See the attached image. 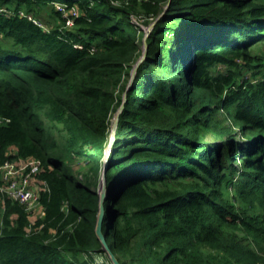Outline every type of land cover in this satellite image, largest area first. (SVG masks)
<instances>
[{"label":"trees","instance_id":"16d2710c","mask_svg":"<svg viewBox=\"0 0 264 264\" xmlns=\"http://www.w3.org/2000/svg\"><path fill=\"white\" fill-rule=\"evenodd\" d=\"M54 2L73 26L41 19ZM168 3L0 0V161L38 159L46 183L35 223L6 201L0 264H112L95 233L111 126ZM147 41L106 174L108 245L121 264H264V0H172Z\"/></svg>","mask_w":264,"mask_h":264},{"label":"built area","instance_id":"2783aa9c","mask_svg":"<svg viewBox=\"0 0 264 264\" xmlns=\"http://www.w3.org/2000/svg\"><path fill=\"white\" fill-rule=\"evenodd\" d=\"M52 4L55 10L63 15L67 25L70 27L73 26L74 19L79 16L78 9L75 6L68 8L62 2H54ZM12 13L6 8L0 7V14L6 15ZM20 15L26 16L24 12H21ZM26 17L41 26L39 20H36L32 16ZM132 19L137 24L141 23L139 18L133 17ZM6 123L7 120L0 117V126ZM12 154L16 157L17 152ZM41 170L42 162L35 158L23 159L16 157L3 162L0 161V235L3 229L4 206L7 200L23 206L29 214H33L40 209L45 217V209L42 206L41 195L43 190H46V183L38 179Z\"/></svg>","mask_w":264,"mask_h":264},{"label":"water","instance_id":"95a60500","mask_svg":"<svg viewBox=\"0 0 264 264\" xmlns=\"http://www.w3.org/2000/svg\"><path fill=\"white\" fill-rule=\"evenodd\" d=\"M171 1L172 0H169V3L167 4V6L164 9V12L157 18L156 21H154L148 27V29H147L148 31L146 30V34H145L144 40H143L142 55L139 58V60L137 61V63L135 64V66L131 72L130 82L128 84L126 92L124 93L123 102H122L120 108L118 109V111L116 113V116H115L116 120H115L114 126L113 125L111 126L110 141H109V145L107 147L106 157H105L104 165H103L104 168H103L102 178H101L100 185H99L100 186V190H99L100 212L98 215V221H97V225L95 228V233H96L97 238L99 239V241L102 244V249L109 256L112 264H121V263L118 260V258L116 257V255L113 253V251L111 250L110 246L108 245L106 236L103 233V221H104V217H105L104 202H105L106 198L108 197L107 179H106V174L108 171V164H109L110 156L112 154V149L116 143V131L118 128L120 115L122 114V112L124 111L125 106H126L128 91L133 86L134 80H135L137 72H138V68L143 63V61L146 59V56L148 53V41H147L148 37H149L150 33L152 32L153 28L155 27L156 23L158 21H160V19L164 16L165 12L167 11V9L169 8V6L171 4Z\"/></svg>","mask_w":264,"mask_h":264},{"label":"rangeland","instance_id":"374dc122","mask_svg":"<svg viewBox=\"0 0 264 264\" xmlns=\"http://www.w3.org/2000/svg\"><path fill=\"white\" fill-rule=\"evenodd\" d=\"M55 7L53 4H51L50 6L48 7H43L42 10L43 11H40V15L43 14V18L41 17L42 20L44 19H51L55 24V16H53L51 14L52 10H54ZM25 15H27L25 12H24ZM28 16V15H27ZM33 17V16H32ZM34 18V17H33ZM36 20H38V18H35ZM148 31V30H147ZM260 50H257V53H260L264 56V47H260L259 48ZM115 117V116H114ZM113 121V119H112ZM69 163L68 162H64L63 166H62V174L63 176L69 181V183L71 185H74L77 183L76 180H78L79 182H84V177L81 173L82 171V168H85V163L84 161H79L77 163H70V165H68ZM68 166H70L72 169H69ZM100 190V187L98 188V191ZM44 216H43V212L40 211V209H38L36 212H34L33 214H30V219L31 221L34 223L36 222L37 220H40V218L42 219ZM96 260V264H106V260L102 257H96L95 258Z\"/></svg>","mask_w":264,"mask_h":264},{"label":"bare ground","instance_id":"6f19581e","mask_svg":"<svg viewBox=\"0 0 264 264\" xmlns=\"http://www.w3.org/2000/svg\"><path fill=\"white\" fill-rule=\"evenodd\" d=\"M116 120V119H115ZM115 120H114V123H115ZM114 123H113V126H114Z\"/></svg>","mask_w":264,"mask_h":264}]
</instances>
